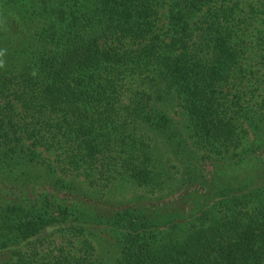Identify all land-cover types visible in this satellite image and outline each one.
Returning <instances> with one entry per match:
<instances>
[{
    "label": "trees",
    "instance_id": "obj_1",
    "mask_svg": "<svg viewBox=\"0 0 264 264\" xmlns=\"http://www.w3.org/2000/svg\"><path fill=\"white\" fill-rule=\"evenodd\" d=\"M161 5L0 0V264H105L104 233L113 264H264V0ZM146 131L184 157L187 181L161 204L108 205L118 179L162 189ZM48 156L100 197L79 196ZM235 157L240 181L205 186L190 168Z\"/></svg>",
    "mask_w": 264,
    "mask_h": 264
},
{
    "label": "rangeland",
    "instance_id": "obj_2",
    "mask_svg": "<svg viewBox=\"0 0 264 264\" xmlns=\"http://www.w3.org/2000/svg\"><path fill=\"white\" fill-rule=\"evenodd\" d=\"M169 8V0H162V5L160 7L162 15L167 14ZM18 20L17 17H14V21ZM19 24V21H16ZM4 23H7V20L4 19ZM21 23V22H20ZM1 24V19H0ZM20 26V24H19ZM22 32L24 31L23 27ZM5 28H0V30H4ZM167 29V20L160 21L159 23V30L158 32L161 33ZM20 33V30L17 26H15L14 23L11 24V26L6 30V36H15ZM17 38H14L13 42H16ZM19 43V42H18ZM17 43V44H18ZM262 93V92H261ZM259 99V98H257ZM245 103L247 106H252L253 108H256L252 103L248 102V100L245 98ZM164 110L166 114L171 118L173 123V128H175L177 131L181 132V136L185 139L186 143H190L188 139H186V132L188 131L186 129V118L173 102H167L164 105ZM259 113H262L264 116V108L261 109ZM148 135H150L149 144L151 145V152H152V159L157 162V171H158V180L161 181V184H156L155 190H157L158 186H162V189L157 193H152L150 191L151 187H142L138 186L135 183L128 181L126 179H118L112 182L107 189V195L104 197L106 198V203L108 205L112 204L114 206H118L121 204L124 205H143V204H151L152 201L157 196H162L163 198L167 195H173L169 197H165L164 200L167 201L169 199H174L176 195L180 192L179 186L182 182L187 181V176L185 172V166L186 162L184 161V157L176 153L168 144H164L162 142L163 136L160 135L157 132L152 131H146ZM247 138L251 140L253 138V134L249 132V135H247ZM262 152L264 153V148L262 149ZM257 154V153H256ZM262 154V153H261ZM48 162L51 166L54 168H50L53 175L56 177H61V179L69 184L70 186L74 187L77 190V194L80 195H86L94 196L92 199L96 200L97 197H100V193L98 192L97 188L93 187L92 185H88V183L85 181V178L82 175H77L74 173H68L62 171L58 166H56L55 162L53 160L52 156H48L47 158ZM246 161L241 160V157H235V158H226L220 161L215 162H209V161H192L191 169L194 173V176L198 177V179L205 182V186L208 182H212V176L213 178L217 175L220 180L224 181L226 177L229 176H236L238 181L243 176L244 170L247 172V164L245 168H241L240 164H243L242 162ZM49 167V166H48ZM193 175V174H192ZM225 175V176H223ZM1 186V185H0ZM194 186V187H193ZM193 188L198 189V192H204L205 187L200 185L198 183L192 184ZM154 190V191H155ZM80 193H79V192ZM176 193V194H175ZM183 193V192H182ZM175 194V195H174ZM177 196V197H178ZM153 202H159L153 201ZM168 207V206H167ZM97 249L98 254L102 261L105 262V264H113V259L115 257V254L117 252L114 245H111L109 239H107V235L104 233V236L102 238H99L97 240Z\"/></svg>",
    "mask_w": 264,
    "mask_h": 264
},
{
    "label": "clouds",
    "instance_id": "obj_3",
    "mask_svg": "<svg viewBox=\"0 0 264 264\" xmlns=\"http://www.w3.org/2000/svg\"><path fill=\"white\" fill-rule=\"evenodd\" d=\"M3 52L0 51V56H3ZM4 67V61L3 60H0V68Z\"/></svg>",
    "mask_w": 264,
    "mask_h": 264
}]
</instances>
